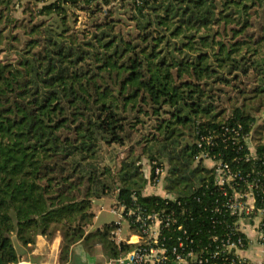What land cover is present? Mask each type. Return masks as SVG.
<instances>
[{"label": "trees", "instance_id": "1", "mask_svg": "<svg viewBox=\"0 0 264 264\" xmlns=\"http://www.w3.org/2000/svg\"><path fill=\"white\" fill-rule=\"evenodd\" d=\"M237 123L264 160V0H0V264H19L15 241L58 234L61 264L78 243L128 253L92 208L168 209L144 195V161L167 168L181 222L208 228L218 192L200 156L235 164Z\"/></svg>", "mask_w": 264, "mask_h": 264}, {"label": "built area", "instance_id": "2", "mask_svg": "<svg viewBox=\"0 0 264 264\" xmlns=\"http://www.w3.org/2000/svg\"><path fill=\"white\" fill-rule=\"evenodd\" d=\"M242 130L240 123L231 126L235 164L218 160L210 152L201 153L200 159L211 163L207 167L213 172L214 188L218 192V197L205 208L210 214L208 228L196 230L181 222L180 216L191 215L190 207L165 191L167 168L154 163L147 175L144 195L160 196L169 207L144 212L127 209L115 200L113 213L122 221L135 218L136 227L132 229L139 241L131 245L133 248L128 253L111 259V264H253L245 256L252 242L247 231H255L258 244L264 247V160L257 156L252 135L243 134ZM201 140L207 147L214 145L211 136ZM243 152L246 154L239 156ZM178 208L181 210L176 212ZM191 231H198L197 236L207 232L197 243ZM168 236L175 238L174 245Z\"/></svg>", "mask_w": 264, "mask_h": 264}, {"label": "crops", "instance_id": "3", "mask_svg": "<svg viewBox=\"0 0 264 264\" xmlns=\"http://www.w3.org/2000/svg\"><path fill=\"white\" fill-rule=\"evenodd\" d=\"M122 227V225H121ZM95 230V229H93ZM129 239H122L118 240L119 243H126L129 245H133L135 242L139 241V238L136 232L129 226ZM121 228L119 229V232ZM247 234L251 238V246L245 252L246 258L250 260L251 263L257 264L261 263L264 264V247L258 244L257 234L255 231H247ZM61 243L62 237L58 234L52 241H49L47 238L43 236H38L34 245L29 247H23L15 241V246L17 252L20 256L19 264H61L60 263V254H61ZM84 243H78L72 248L70 258L68 263L66 264H93V256L95 254V247L98 250V247L101 246H94L92 249L84 247V250L81 251L80 248ZM99 255L101 258H106L105 264H111V258L108 257L102 248H99ZM78 252V257H77ZM105 254V255H104ZM106 256V257H105ZM95 264V263H94Z\"/></svg>", "mask_w": 264, "mask_h": 264}, {"label": "rangeland", "instance_id": "4", "mask_svg": "<svg viewBox=\"0 0 264 264\" xmlns=\"http://www.w3.org/2000/svg\"><path fill=\"white\" fill-rule=\"evenodd\" d=\"M13 15L16 17H21L20 12L19 13H13ZM2 58L11 59V58H13V55L10 53H5L2 55ZM261 142L264 143V132L262 134ZM123 153H124V150L122 148H112V149L106 150L105 157L107 159V163H109L110 165H113L118 160V158H117L118 155L123 154ZM205 164L208 167L211 165L210 162H205ZM144 168H145L146 174L148 175L149 171H150V167H149V163L147 161H144ZM114 208H115V199L113 197H108V198H105L103 200L95 201L93 208H92V212L96 215V218L94 220L93 229L103 230L106 225H109L111 223H117V224L122 225L120 232H119V229L112 230L110 232L111 236H109L107 238V240H106L107 242L112 241V240L115 242H118V240L120 238H122L124 240L129 239V235H130L128 222L126 220L122 221V219H120L119 216L115 215L113 213ZM90 245H91L90 242H88V244H84L82 246L83 248H80V250H78V252L81 251L82 249L84 250V247L88 248V246H90ZM97 246H101V245H97ZM99 248H102V246L98 247V250L96 247L94 249L96 252L93 256V261L95 264H105L107 257L105 256L106 258H101L99 253H97L100 251ZM78 252H77V257H78Z\"/></svg>", "mask_w": 264, "mask_h": 264}, {"label": "water", "instance_id": "5", "mask_svg": "<svg viewBox=\"0 0 264 264\" xmlns=\"http://www.w3.org/2000/svg\"><path fill=\"white\" fill-rule=\"evenodd\" d=\"M257 264H261V263H257Z\"/></svg>", "mask_w": 264, "mask_h": 264}]
</instances>
